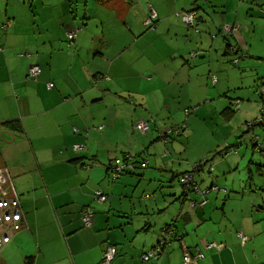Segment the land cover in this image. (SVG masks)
<instances>
[{"label":"crops","instance_id":"0c3cea01","mask_svg":"<svg viewBox=\"0 0 264 264\" xmlns=\"http://www.w3.org/2000/svg\"><path fill=\"white\" fill-rule=\"evenodd\" d=\"M126 1L0 0V169L9 178L3 185L6 195L19 198L23 214L22 230L12 234L0 251V264L8 263L5 256L12 250L27 245L34 250L32 264H100L108 246L117 250L110 264H184V249L192 253L196 248L204 257L191 264H264V125L256 133L251 130L254 141L251 139L252 145L244 151L229 155L226 151L223 160H218L222 149L212 152L209 160L216 156L220 186L210 183L200 189H217L210 188L204 195L193 192L194 199H186L188 193H172L171 201L161 198L142 209L139 204L150 184L135 179L139 171L111 180L110 162L127 154L138 165L142 156H151L154 168L147 169V158L140 167L142 177L147 173L154 178L157 171H164L179 180L186 170L173 171L168 161H162L171 155L175 138L169 136L164 142L159 137L166 130L163 126L169 120L171 104L179 103L182 95L197 94V100L206 101L204 96L217 90L218 101L227 105L224 110L236 111L229 106L236 97L226 102L227 92L234 89L230 84L234 74L219 56L220 44L209 45L204 40L195 50L207 52L208 59L203 54L188 59V53L194 51L191 45L171 41L169 57L160 62L162 65L149 60L143 72L151 76L139 74L135 70L139 60L129 56L135 50L142 56L139 50L155 45L156 40L147 45L145 37L166 23L160 16L170 12V6L167 0H143L140 25L133 28L124 24L129 10L140 1ZM170 2L173 11L168 16L192 6ZM207 2L213 11L221 10L217 22L244 20V25L251 21L254 9L263 5V0L261 5V0ZM148 10L156 14L152 31L141 28ZM197 20L203 21V16ZM184 23L173 19L166 24V31H172L174 37L181 32L182 36ZM250 25L246 29L252 34L256 25ZM70 31L75 32V38L68 46ZM242 33L234 35L236 56L241 60L240 51L245 58H253L255 49ZM258 52L260 55L254 56L263 58ZM32 65L41 70L36 79L28 78ZM215 73L212 90L203 80L189 87L194 75L203 79ZM50 82L53 86L48 88ZM141 82L151 88L139 91L133 87ZM11 120L19 121L22 130L3 125ZM139 120L155 124L158 136L151 132L145 138L136 137L134 124ZM181 129L180 135L184 127ZM73 144L83 148L73 150ZM162 145L165 151L157 153ZM96 191L106 199L97 200ZM84 209L92 211L91 227L82 224ZM149 209L160 218L154 231L143 217ZM166 226L175 230L177 238L171 235L169 247H163L157 257L143 260V254L155 250ZM239 233L246 241L242 242ZM211 244L217 247H208Z\"/></svg>","mask_w":264,"mask_h":264},{"label":"rangeland","instance_id":"374dc122","mask_svg":"<svg viewBox=\"0 0 264 264\" xmlns=\"http://www.w3.org/2000/svg\"><path fill=\"white\" fill-rule=\"evenodd\" d=\"M130 0H127L126 2H129ZM138 0H132V2L137 3ZM140 5H135L133 8H131L129 18L126 19L125 26L128 24H131L133 28L140 25L139 17L141 15V7L142 4L145 3L143 0H139ZM156 2L155 0H153ZM158 2H163L165 0H157ZM176 5L179 6L182 3L187 2L189 5H192V8H196L194 11L196 13L195 21L193 26H188L184 23V32L182 36L181 32H179V35L177 37H174L172 34L173 32H167L166 28L169 25L173 23V19L179 20L180 13L183 9H177L175 12H172L174 15L168 16L171 11H173V3L170 2V0H167L170 7V12H163L162 16L165 18H162V20L166 19V23L162 24L161 27L157 28V32H152L150 36L145 37V41L147 45L149 43H152L151 41L156 40L155 45L148 46L146 50H139V52L142 54L140 56L136 50L135 53L131 54L129 56V59L137 58L139 62L135 64V70L138 71L139 74L143 75L144 78H148V76H151L149 73H144L145 66L149 60H155L157 61L158 66L162 65L160 62H162L165 58L169 57V50L167 49V45L171 43V41H178L179 43H186L188 47L191 45L190 51L187 55L188 59H194V56H196V53L200 52V54L208 59V53L205 51H199L195 50L199 46H195L196 44H201L204 40L209 42V45L213 43L220 44L221 48L219 51V56L223 60L227 67H229L234 74V77L231 79L230 84L234 89H230L227 92V99L226 102L228 103L230 98H237L236 100L239 103V109H236L235 113H229L224 110V108L227 106H224L221 104L220 101H218V93L217 90L212 91L209 95L204 96L207 100L204 101L203 98L201 100L198 99V95H190L185 96L182 95L180 98L179 103H173L171 106H173L172 110L170 111V115L167 114V119L165 123L166 125L163 126L164 129H170V128H178L180 130V133L182 131V127H184V131L182 134L179 135H171L172 139L171 141L174 143V147L170 150L171 155L169 154L168 157L164 158L162 161L166 162L168 161V164L173 167L174 170L183 169L184 170H192L195 169L194 167L196 163L201 162V167L199 171H194V174H198L195 179H203V182L199 183L198 180V186L199 188H203L206 186H209L210 183L216 184L217 186H220V181L218 180V171H217V163L216 162V156L209 160L212 152L214 150L222 149L221 156L218 157V160H223L224 155L226 151H229L226 155L236 153V151L242 152L244 151V148H248L252 145L254 141V135L251 134V130L254 129V132L259 131L260 125H254L253 127H249L246 122H256V120L261 118L262 115V109H264V0L263 5L260 8L254 9V11L249 13L251 14V21L249 22L248 29H250L251 25L250 23H253L256 25L255 31L251 34L250 32H247L246 29L247 25L244 20L236 21L232 23H222V20L216 21L215 19L221 18V10L218 9L216 12L212 9V4L210 2L204 1V0H175ZM262 4V0L260 5ZM147 7L150 4H145ZM256 7V6H255ZM261 9V10H260ZM176 13H179V15ZM201 15L203 16V21H198L197 17ZM242 16V13L240 14ZM145 20V19H144ZM181 21V19H180ZM115 26H118L116 23H111ZM143 25V21H142ZM224 25L229 26H235L237 29L232 32V34L224 33L222 31ZM139 27V26H137ZM141 27V26H140ZM144 29V27H141ZM188 28V30H186ZM145 30V29H144ZM150 30V29H146ZM154 29H151V31ZM242 33V37L246 38V41L249 43V45L252 46L253 49H255L252 53L253 58L251 57H244V53H240L241 60L238 61L237 64H232L229 60H231L230 55H223V46L228 41L232 43V45H235V39L234 35L236 33ZM120 35V34H119ZM189 50V49H188ZM208 51V50H206ZM258 51H261L263 54H261V57L263 58H256L254 55H260L256 54L259 53ZM191 54H194L192 57ZM199 54V55H200ZM199 55L197 57H199ZM200 55V56H201ZM243 56V57H242ZM235 57V56H234ZM245 58V59H244ZM246 60L247 64H243L242 62ZM137 61V60H136ZM245 61V62H246ZM192 62V61H191ZM208 62V61H205ZM234 71V72H233ZM194 75V74H193ZM192 75V76H193ZM210 74L208 78L206 75L202 79L201 76H193L191 78V83L189 87H192L199 81L203 80L204 85L212 90L215 87V84H212L210 81ZM216 77V73L214 74ZM199 77V78H198ZM219 77V76H218ZM164 78H166V75H164ZM149 78L148 80H150ZM144 82V81H143ZM141 82V84L133 86L135 89L139 91H146L147 89H150L151 87L147 84H144ZM138 86V87H137ZM237 92H236V91ZM235 91L236 93H233ZM232 93V94H231ZM134 96V95H131ZM157 97V94H154V98ZM213 97L214 100L211 99ZM193 98L192 102H189V99ZM142 99L140 98L139 101ZM195 100V101H194ZM129 101V100H128ZM127 101V103H128ZM159 101V99H158ZM234 100H232L233 103ZM226 103V104H227ZM135 105H137L135 103ZM156 106V105H153ZM179 106V107H178ZM185 109H187L185 111ZM189 111V112H188ZM225 112V113H224ZM171 116V117H170ZM147 121V120H145ZM154 133V137L158 136V131L155 128V124H150L149 131L144 134L145 136L149 135L150 133ZM136 137H143L140 133L136 132ZM251 137V138H250ZM253 137V138H252ZM252 139V140H251ZM250 140L252 143H250ZM160 141V140H159ZM154 142H157L154 141ZM168 147V146H167ZM154 151V149H152ZM160 153L163 154L165 151V146L162 145V147L158 150ZM145 157L148 158L150 161V167L147 169H152L154 166H152V162L150 160L151 156L146 154L142 156L141 159H144ZM206 160V161H205ZM208 160V161H207ZM171 162V163H170ZM146 170V169H145ZM213 170V171H211ZM138 172V175L135 176V179L141 180V183L144 184H150V187L147 191V196L141 200L139 207H143L145 204L150 205L151 203L154 204V200L160 202L161 198L167 199V201H171L173 194L172 193H178L179 195L182 193L181 185L178 183L179 180L177 178L173 177V175L169 174L168 172L164 171H157L156 176L149 177L146 174L142 177L141 169L138 168L136 172ZM210 172V173H208ZM136 174V173H135ZM224 177V176H222ZM226 177V176H225ZM228 177V176H227ZM222 184V180H221ZM7 188L5 186H0V191L4 192ZM138 190H142V187L138 188ZM142 194V193H141ZM189 196L186 199H192L195 193L188 194ZM199 196V195H198ZM137 199V198H135ZM194 199V198H193ZM140 209V208H139ZM144 209V208H142ZM143 213H146V210H142ZM132 218H137L135 215H131ZM144 219L149 221L151 227V231L156 230V224L155 221L157 219H160L158 217V213H153L151 209L147 212L146 215L143 216ZM150 231V232H151ZM169 247V246H168ZM167 247V248H168ZM169 249V248H168ZM34 250L31 245H27L26 247H18L17 250H12L9 256V259H7V264H25L28 256H34L33 254ZM147 253V252H146ZM1 256V255H0ZM3 257V256H1ZM35 257V256H34Z\"/></svg>","mask_w":264,"mask_h":264},{"label":"built area","instance_id":"2783aa9c","mask_svg":"<svg viewBox=\"0 0 264 264\" xmlns=\"http://www.w3.org/2000/svg\"><path fill=\"white\" fill-rule=\"evenodd\" d=\"M156 14L151 10L150 17L146 18L143 22L145 26H148L152 24L153 19L155 18ZM182 20L186 22L188 25H193L194 20V13L193 12H182L181 13ZM237 29L235 26H229L224 25L222 31L224 33L232 34ZM67 37L69 40H73L75 38V32H68ZM230 52L237 54L235 51V47H230ZM193 57L194 54H191ZM239 61L238 56H235L233 59V63L237 64ZM40 73V68L37 65H32L29 68L28 71V78L36 79L38 74ZM215 76H212V81H215ZM48 88L52 87V83L47 84ZM237 106V105H236ZM187 109H185L186 111ZM248 126L251 127V123H248ZM149 122L148 121H137L134 124V129L137 130L140 133H146L149 130ZM74 131L77 132L75 129ZM179 131L177 128H170L165 131H163L160 134V138L165 142L167 137H169V134H177ZM83 148L82 144H74L73 149L74 150H81ZM126 159H129L128 157ZM114 166L113 176L115 177L120 171L132 168V164L129 161H122L118 158L114 160ZM8 175L5 170L0 169V186L8 183ZM180 182L183 186V191L185 192H199L201 195H204L208 192V190L211 188L212 190L217 189L216 186H211L209 189L201 190L198 186V183L195 179V176L193 173H185L180 176ZM95 197L99 201H104L106 199V196L101 193V191L95 192ZM204 202L200 203V206H202ZM92 211L90 209H84L81 212V221L83 226L85 227H91L92 225ZM23 226V214L21 210V205L19 198L17 196H7L6 192L0 191V251L4 248L6 244H8L11 240L12 234L17 233L22 230ZM173 234V229L171 227H165L163 230V234L161 235L159 242L155 248L154 251H149L146 254L142 255L143 260H149L150 257H157V254L161 251V248L164 246H168L169 244V238ZM242 240V242L246 241V237L243 236L241 233L238 234ZM217 247V244H211L208 247ZM116 254V248L115 246H108L104 254L102 255V259L100 261V264H110L112 258ZM204 257L203 253L199 249H195L192 253L184 249L183 253V263L184 264H191L193 262H196L197 260H200Z\"/></svg>","mask_w":264,"mask_h":264},{"label":"trees","instance_id":"16d2710c","mask_svg":"<svg viewBox=\"0 0 264 264\" xmlns=\"http://www.w3.org/2000/svg\"><path fill=\"white\" fill-rule=\"evenodd\" d=\"M98 1H103V0H98ZM204 1H207V0H204ZM197 7H195V8H192V7H188V8H184L183 10H182V12H193L194 13V20H193V25H194V21H195V17H196V13H195V9H196ZM198 9V8H197ZM181 12V13H182ZM150 13H151V10H148V15L146 16V18H148V17H150ZM181 13H180V19L182 20V16H181ZM178 15H179V13H178ZM145 18V19H146ZM155 19H156V16H155V18L153 19V23L152 24H150V25H148V26H145L144 24H143V27H144V29L146 30V29H154V21H155ZM183 22H184V20H182ZM144 22V21H143ZM185 24L186 25H188L186 22H185ZM193 25H191V26H193ZM188 26H190V25H188ZM71 41L72 40H69L68 39V37H67V35H66V42H67V44H68V46H69V44H71ZM226 47H225V54L227 55H230L231 56V60H229L232 64H235V63H233V59L235 58L234 56H236L237 54H234V53H231L230 52V47L231 46H233V47H235V51L237 52V45L235 44V45H232V44H229V43H226V45H225ZM241 52L239 51L238 52V54H240ZM200 54V52H198V53H196V56H198ZM196 56H194V57H196ZM245 56V55H244ZM40 68V67H39ZM41 71V70H40ZM212 76H215L214 74H212L211 76H210V81L212 82V84L213 83H215L216 82V79H215V81L213 82L212 81ZM215 78H216V76H215ZM51 83V82H50ZM52 86H53V84H52ZM237 105V106H236ZM230 106V109H231V111L232 112H234V110H236L238 107H239V103H238V101L236 100L235 102H231V104L229 105ZM262 111V115H261V118L260 119H258V120H256V122H251V127H253L254 125H264V109H262L261 110ZM189 112V111H188ZM247 123V125H248V122H246ZM4 126H6V127H8V128H10V129H12V130H14V131H21L22 130V127H21V124H20V122L19 121H17V120H11V121H7V122H5L4 124H3ZM149 127H150V123H149ZM150 129V128H149ZM178 129V128H177ZM135 130V129H134ZM136 132H138L137 130H135ZM149 131V130H148ZM147 131V132H148ZM178 133L177 134H169V136H171V135H180L179 133H180V130L178 129ZM146 132V133H147ZM138 133H140V132H138ZM146 133H140L141 135H144V134H146ZM168 138V137H167ZM159 139H161L160 137H159ZM162 140V139H161ZM167 140V139H166ZM74 145V144H73ZM73 145H72V148H73ZM74 150V149H73ZM129 158V159H126V158ZM116 159V158H115ZM115 159H113L112 160V162H110V164H109V173H110V178H111V180H115V179H117L118 177H120V175L121 174H123V173H129V174H135L136 173V170L138 169V168H140V167H143V166H145V164L147 163V157H145L140 163V165H138V162H136L129 154H127V155H125V156H122V157H119L118 159H120V160H122V161H129L131 164H132V168H127V169H124V170H122V171H120L115 177L113 176V174H114V171H113V166H114V160ZM206 161V160H205ZM208 161V160H207ZM194 167H196L195 169H192V170H187V171H185V172H183L181 175H183V174H185V173H193L194 171H199L200 169V167H201V162H198V163H196V165L194 166ZM194 174V173H193ZM180 175V176H181ZM196 174H194V176H195ZM179 182H180V177H179ZM180 185H181V188H182V194L181 195H186V193H188V194H190V193H192V191L191 190H189L190 192H185V191H183V186H182V184H181V182H180ZM102 193V192H101ZM103 194V193H102ZM105 195V194H104ZM167 227V226H166ZM172 228V227H171ZM173 229V228H172ZM175 230L173 229V234H172V236L173 237H175V238H177V234L175 233ZM164 247H166V246H164ZM156 248V247H155ZM161 250H162V248H161ZM106 251V250H105ZM104 251V252H105ZM104 254V253H103ZM116 254H117V250H116ZM115 254V255H116ZM114 255V256H115ZM114 258V257H113ZM112 258V259H113ZM101 259H102V257H101ZM101 261V260H100ZM112 261V260H111ZM32 262H33V256H28L27 257V260H26V263L25 264H32Z\"/></svg>","mask_w":264,"mask_h":264}]
</instances>
